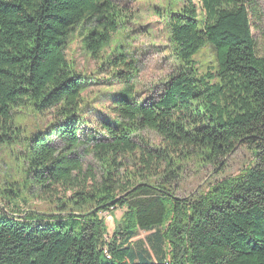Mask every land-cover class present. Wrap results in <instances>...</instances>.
<instances>
[{
    "label": "trees",
    "instance_id": "1",
    "mask_svg": "<svg viewBox=\"0 0 264 264\" xmlns=\"http://www.w3.org/2000/svg\"><path fill=\"white\" fill-rule=\"evenodd\" d=\"M198 3L168 13L175 70L162 93L136 100L132 61L115 57L124 89L114 119L84 136L90 78L75 72L66 45L88 25L85 46L97 58L118 10L111 0H0V138L17 137L13 113L25 105L53 112L49 131L27 143L32 190L56 201L51 215L0 209V264H264V0ZM206 45L216 68L201 75L194 57ZM238 146L253 156L239 175L175 196L183 163L219 166ZM121 209L126 225L108 235L104 216ZM137 231L151 232L154 259L132 247Z\"/></svg>",
    "mask_w": 264,
    "mask_h": 264
},
{
    "label": "rangeland",
    "instance_id": "2",
    "mask_svg": "<svg viewBox=\"0 0 264 264\" xmlns=\"http://www.w3.org/2000/svg\"><path fill=\"white\" fill-rule=\"evenodd\" d=\"M111 1L118 10V27L111 42L97 58H92L85 46L88 25L77 26L66 45V57L75 72L90 78L89 85L81 93L80 134L84 136L98 131L101 125L114 119V100L124 89V85L114 78L118 69L111 62L115 57L124 55L128 61H132V70L125 73L132 76L129 85L133 89V97L140 102L154 101L162 93L167 77L175 70L167 16L181 5L182 0ZM193 3L200 10L198 0H193ZM254 37L258 39L255 33ZM257 45L261 52L263 46L260 41H257ZM194 61L201 75L216 68L215 55L209 45L195 55ZM54 123L52 111L41 115L26 105L14 111L13 125L18 131L17 137L11 138V141L0 138V209L3 211L5 207H11L19 213L26 210L27 213L51 215L50 212H55L56 201L51 205L44 201L46 195L38 193L40 190H32L27 143L32 136L45 135ZM145 136L150 141L159 142L153 133ZM55 143L59 148L62 146L59 141ZM252 162L251 151L243 146H238L219 166L202 160H189L181 166L175 196L185 200L195 194L204 195L214 184L239 175ZM58 193L53 197L64 196L62 192ZM70 195L67 193L68 199ZM123 212L124 209H121L104 216L108 235L125 227ZM19 213L17 217H21ZM150 233L137 231L132 239V247L136 252H148L154 259L147 241ZM164 249L168 251V246L165 245Z\"/></svg>",
    "mask_w": 264,
    "mask_h": 264
}]
</instances>
